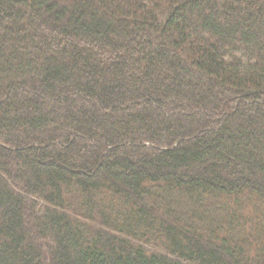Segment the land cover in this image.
<instances>
[{"label":"trees","instance_id":"obj_1","mask_svg":"<svg viewBox=\"0 0 264 264\" xmlns=\"http://www.w3.org/2000/svg\"><path fill=\"white\" fill-rule=\"evenodd\" d=\"M0 264H264V0H0Z\"/></svg>","mask_w":264,"mask_h":264}]
</instances>
